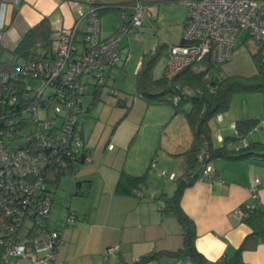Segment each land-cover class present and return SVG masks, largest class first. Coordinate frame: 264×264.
Here are the masks:
<instances>
[{
  "label": "built area",
  "instance_id": "1",
  "mask_svg": "<svg viewBox=\"0 0 264 264\" xmlns=\"http://www.w3.org/2000/svg\"><path fill=\"white\" fill-rule=\"evenodd\" d=\"M75 2H80L74 0ZM163 0H132L122 9L119 28L101 37L100 18L96 8L87 3L78 11L69 27L59 28L52 42V56L47 60L21 62L11 59L7 68H0V103L17 102L19 89H24L25 106L21 114L4 118L0 126V203L4 205V217L0 224V264H12L14 259H28L33 264H62L58 252L63 244L60 229L41 228L47 223L51 199L43 190V174L49 166L64 167L69 161L82 156L87 164L91 158L88 145L80 135L78 116L84 112L82 94L89 85L106 82V72L130 54L121 58L119 44L122 37L133 33L146 22L152 25V4ZM185 5L186 18L180 41L168 44L164 75L174 77L190 64L210 55L216 63L230 61L237 50L236 39L244 29L247 37L258 45L260 62L264 65V0H175ZM81 22L84 27L80 28ZM16 80H20L21 84ZM38 81L33 86L31 82ZM116 94L117 91L109 89ZM13 94V95H11ZM174 102H178L176 98ZM17 113V112H15ZM13 113V115L15 114ZM221 121V115H217ZM231 129L237 135L235 123ZM262 127L260 121L254 130ZM222 135H218V141ZM246 145V139L241 140ZM108 149L113 148L111 142ZM207 143L198 154L200 177L215 176L213 166L207 162ZM85 150L87 152H85ZM85 153V154H84ZM156 159L150 163L155 170ZM162 175L165 171L160 172ZM172 178V175H170ZM264 182L258 176L249 183L251 200L244 210L233 214L245 217L253 208V200L259 199ZM142 196V192L138 193ZM32 214L38 220L35 235L28 233L22 221ZM68 215L67 224H72ZM22 228L27 238H14V230ZM21 232L19 236L23 233ZM119 247L109 246L105 260L117 257ZM134 258L133 261H138Z\"/></svg>",
  "mask_w": 264,
  "mask_h": 264
},
{
  "label": "crops",
  "instance_id": "2",
  "mask_svg": "<svg viewBox=\"0 0 264 264\" xmlns=\"http://www.w3.org/2000/svg\"><path fill=\"white\" fill-rule=\"evenodd\" d=\"M130 1L132 0H0V58L3 59L7 52L11 54L25 31L44 17L49 19L51 28L56 32L59 28L71 26L78 11L85 8L87 3L121 4ZM153 10L154 8V13ZM115 14L117 26L107 27L100 22L101 37H106L119 28L120 19ZM83 27L84 22H81L80 28ZM124 47L120 42L122 53L129 52ZM124 64L107 70V83L114 75L113 72L122 70ZM139 65L140 60L136 72ZM107 98L109 105L115 107L110 112L105 109L101 118H95L92 128L89 127L88 114L85 121L82 119L83 139L90 147L92 160L88 164H80L75 173L80 179L78 181H84L87 195L92 192V175L95 173L94 178H100L103 184L96 197L97 208L93 213V222L77 220L66 224L64 221L55 225V228L62 231L63 244L58 252L62 264H104L107 261L104 258L105 250L113 245H117L119 251L117 257L109 262L130 264L134 258L148 253L176 250L182 243L181 226L173 215L163 214L161 209L164 202L160 195H171L175 190L176 179L186 171L182 153L192 143V129L186 119L175 127V115L180 112L174 111L168 120L167 129L160 128L163 124H158L154 126L155 132L152 129L153 134L149 135L150 124L143 126L149 110L155 106L173 108L172 106L150 105L140 97L130 103L123 97ZM126 105L130 106L127 108ZM137 107L141 111L139 116L135 114L133 117ZM223 121L224 116L221 114V121L216 120V123L221 124ZM138 138L141 140L140 144L136 143ZM109 142L113 144L112 149L107 148ZM236 146L237 144H233L231 148ZM158 150L163 153L158 155ZM154 158L156 168L150 171V163ZM211 165L215 169V176L210 179L199 177L185 187L180 205L194 222L196 249L207 261L214 263L223 257L228 259L234 256L236 249L251 232L249 225L233 214V211L244 210L245 205L250 202L249 183L252 177L258 176L264 182V157L232 160L215 158ZM121 171L133 175L148 172L147 182L140 188L142 196L115 192ZM161 171H165V175L168 172L172 175L168 180L175 182L171 186V194L166 190L167 182L159 184L158 177L165 176H160ZM85 188L81 187V190ZM259 204L264 209V187L259 192ZM86 217L88 216L85 215ZM241 260L242 264H264V240L255 249L243 250ZM147 264H192V261L188 257L164 256Z\"/></svg>",
  "mask_w": 264,
  "mask_h": 264
},
{
  "label": "trees",
  "instance_id": "3",
  "mask_svg": "<svg viewBox=\"0 0 264 264\" xmlns=\"http://www.w3.org/2000/svg\"><path fill=\"white\" fill-rule=\"evenodd\" d=\"M130 3L131 1L121 4H103L98 2H93L90 4L96 8V12L99 17L103 13L112 11L117 13L120 19L122 9L127 7ZM54 34L55 31H53L51 28L49 19L44 17L34 26L25 31L19 42L11 50L10 58H0V68H7V66L11 64V59L21 62L47 60L52 56V42L54 39ZM118 48L119 52L123 54L120 49V44ZM161 49L162 47L159 46L154 51L145 52L141 55L140 65L135 74L134 85L136 91L135 94L137 97L142 98L147 104L170 105L174 108L175 113H184L185 119L193 131L192 143L190 147L182 153L186 162V171L176 179L175 190L171 195H167L166 193H162L160 195L164 202V207L161 209L163 214L173 215L181 226L182 243L181 246L176 250H161L148 253L141 256L138 261H132L130 264H147L154 259L164 256L172 258L188 257L192 261V264H242V251L246 249H255L256 246L264 240V209L261 208L259 199L257 202L255 200L252 201L253 208L245 217L242 218L251 228V232L244 238L240 246L236 249L234 256L228 259L223 257L214 263L207 261V259L196 249L195 225L192 219L189 218L181 208L180 201L185 187L191 185L197 178L200 177V163L198 161V154L205 143H207V149L209 152V158L207 162L210 164L215 158H225L232 160L254 156L264 157V143L247 141L245 146L241 143V140L246 139V135L254 130V127L260 122V120L251 118L235 121L234 123L237 127V135H235L233 132L232 136H222V140L219 141L220 145L218 146H215L212 142L209 125L213 118H216L217 115H221V113L229 108L232 97L236 92H260L264 95V65L260 62L259 53L257 51L252 52L251 58L255 67L253 74L248 76L227 75L223 73L222 66L225 63H216L210 55H206L201 60L190 64L174 77L167 78L164 73L161 76L156 77L153 71L161 54ZM125 53L126 52H124V54ZM121 63L126 62H124L122 59L115 66ZM16 82L21 84L20 80H16ZM104 84V87L108 85L107 82H104ZM93 86V99L89 103L91 105L95 104L104 92H107L108 95L114 96L115 98L123 97V99L129 103L134 100V98H131L129 95H122V93H120L118 89L116 90L113 85H110L108 86L109 88L106 87L105 89L103 88V85L100 84ZM110 88L113 90L115 89L117 93L114 94L109 91ZM85 91L82 95L85 94ZM23 92L24 89H19L18 92L14 93L18 98L14 105H9L8 102L0 103V126H4L3 119H7L8 115L13 117L16 114H21V110L26 104L22 98ZM176 98L178 99V102H174ZM79 104H81L82 108L84 109L83 96ZM185 105L188 106L187 109L183 108ZM129 106L130 105H126L127 108ZM89 108V106L86 107L84 111H88ZM13 113L15 114L13 115ZM78 122L80 126L79 132L83 138L82 121L79 119V116ZM236 140L239 141V144H237L236 147L231 148V144ZM89 148L90 147L88 146V153L92 160ZM85 152L87 151L85 150ZM91 160L88 163H90ZM84 162L85 159L80 156L69 161L64 167H59L58 165L49 166V168L45 170L43 174L45 188L43 191L47 193L51 199V209L54 205L55 199L48 188V183L58 186L61 175L69 173L74 174L77 167L80 164H85ZM147 179L148 172L142 175H133L126 171H121L115 186V192L117 194L133 193L138 195V193L141 192L140 188H143L147 182ZM83 182L84 181H76L75 194H83L84 190H86V186H84L85 184ZM81 187H84L85 189L80 190ZM3 212L4 205L0 203V224H2V219H5ZM68 215H73V218L76 217V214L70 210H68L67 216ZM37 220V218L30 214L22 221V224H26L27 229L33 227L29 230V232L27 231L29 234L33 232L32 230H35V226H37ZM42 227L59 229L52 227L49 224V216L47 223L41 225V228ZM21 232H23L22 228L14 230L13 237L18 239H26L28 237V233L24 229V232L19 236ZM35 233L36 231L33 232L34 235ZM1 255L2 253L0 251V260L2 259ZM18 259H14L12 264H16ZM104 264L123 263H112L106 261Z\"/></svg>",
  "mask_w": 264,
  "mask_h": 264
},
{
  "label": "rangeland",
  "instance_id": "4",
  "mask_svg": "<svg viewBox=\"0 0 264 264\" xmlns=\"http://www.w3.org/2000/svg\"><path fill=\"white\" fill-rule=\"evenodd\" d=\"M152 9L154 8V13L152 17V25L146 22L138 31L131 33L122 37L121 46H125L124 50L129 51L131 59L124 64V67L120 71H114L111 79L108 81V85L103 88L114 85L116 90L118 89L122 95H129L131 98L137 101V95L135 94V73L136 68L139 63L140 57L143 53L154 51L157 47L161 46V54L157 60L156 66L154 68V75L156 77L161 76L164 73L165 58L168 52V44H176L180 41L181 32L184 20L186 18V7L185 5L179 3L175 0H163L154 2ZM108 15V16H107ZM107 16V17H106ZM101 23L107 27L117 26L116 14L112 11L103 13L101 16ZM120 21V20H119ZM121 23V21H120ZM120 25V24H119ZM237 43L243 41L244 43L238 45L232 59L226 62L222 67L223 71L227 75H245L248 76L253 74L255 71L254 63L251 58L252 52H256L258 45L255 44L250 37H247V31L242 30L236 39ZM121 54V58H123ZM10 52H7L2 58H10ZM33 86L38 85V81L31 82ZM99 87V86H98ZM93 85H89L86 88L85 94L83 95V105L84 109L90 107L87 113L83 112L79 115V119L82 121L88 114L89 127L92 128L95 123V118H101V113L103 114L105 109L107 112L113 110L110 106L109 98L107 92L102 95L107 94L105 97L100 96L97 102L93 105L89 104L93 99ZM109 88V87H108ZM103 89V90H104ZM114 97V96H111ZM115 98V97H114ZM140 101V99H138ZM91 105V106H90ZM187 105L183 108L187 109ZM141 111L138 107L135 108L133 117ZM174 109L171 107H154L149 110L146 114V118L143 122L145 124H150L148 128H151L149 135L155 132V127L159 124H163L160 128H168V120L174 114ZM224 116V121L221 124L216 123V118H213L210 122V134L213 144L216 146L219 144L218 135L221 133L222 136H232L233 130L231 129V122L237 120L246 119H258L262 122V127L256 130H252L246 135L248 142H264V95L260 92H236L231 100L229 108L221 113ZM139 116V114L137 115ZM174 118V117H173ZM176 122L173 124L175 127L185 121L184 113L180 112L175 115ZM227 119H232L229 121ZM83 121V123H84ZM155 126V127H154ZM173 127V126H172ZM153 129V132H152ZM152 138V137H150ZM140 138L137 139L136 143L140 144ZM233 144H239V141H234ZM137 145V144H135ZM163 153L158 150V155ZM78 169L75 170L77 173ZM168 172V171H167ZM74 174H63L60 177L58 186H54L52 183H48V188L51 191L52 196L55 199L54 205L52 206L49 215V224L52 227H56L60 223L66 220L68 210L76 213L77 217H74V221H86L93 222L94 211L97 208V195H99L102 188V182L100 178L93 176V186L90 195H87L88 191L83 192V194H75V182L80 180L77 175ZM161 176V174H160ZM165 177V178H164ZM164 177H158L159 184L167 182L166 190L170 192L171 186L175 185V182H169L170 173L168 172ZM81 190V189H80ZM172 192V191H171ZM170 192V194H171ZM85 215L88 217L85 218ZM16 264H33L28 259H18Z\"/></svg>",
  "mask_w": 264,
  "mask_h": 264
}]
</instances>
